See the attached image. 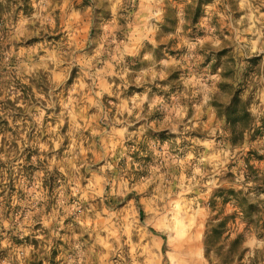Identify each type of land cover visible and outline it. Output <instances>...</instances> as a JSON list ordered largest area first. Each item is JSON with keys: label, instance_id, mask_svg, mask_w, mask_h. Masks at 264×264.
<instances>
[{"label": "clouds", "instance_id": "obj_1", "mask_svg": "<svg viewBox=\"0 0 264 264\" xmlns=\"http://www.w3.org/2000/svg\"><path fill=\"white\" fill-rule=\"evenodd\" d=\"M257 153L264 0H0V264H264Z\"/></svg>", "mask_w": 264, "mask_h": 264}, {"label": "trees", "instance_id": "obj_2", "mask_svg": "<svg viewBox=\"0 0 264 264\" xmlns=\"http://www.w3.org/2000/svg\"><path fill=\"white\" fill-rule=\"evenodd\" d=\"M241 120L244 121V127H248L249 121L247 120L246 115H242ZM5 122V121H4ZM6 124V122H5ZM251 169V167H250ZM253 172L256 170L251 169ZM229 193L234 196V197H242L243 193H239L234 190H228ZM212 206H213V211H214V216L213 219H220L221 220L220 224H209V229L210 231L214 234V239H211L209 241V245L212 248H215L217 253L221 256L222 259H225L228 261V264H231V261L229 259V254L232 253L234 254L236 251V242L235 241H230V237L226 235V233H229L231 231L232 224L234 223L232 219V214L231 215H226L224 213V209H218L217 208V201L212 200L211 201ZM227 204V202H220V205L223 207ZM249 207H255V205H250ZM264 219V217H262ZM229 243H231V246L228 247Z\"/></svg>", "mask_w": 264, "mask_h": 264}, {"label": "rangeland", "instance_id": "obj_3", "mask_svg": "<svg viewBox=\"0 0 264 264\" xmlns=\"http://www.w3.org/2000/svg\"><path fill=\"white\" fill-rule=\"evenodd\" d=\"M18 2H21V3H23V4H27V0H18ZM174 43V41H162L161 42V46H165V45H170V44H173ZM175 50H177V49H173V51H175ZM6 122V121H5ZM5 122H3V123H5ZM6 124H7V122H6ZM9 131H12V129L9 127V129H8ZM257 156L259 157V159L261 160V165H260V167H264V156H259V153H257ZM29 161H30V157H29ZM41 163H43V162H41ZM249 163V167H251V169H254V170H256V166L255 165H253V163L251 162V161H249L248 162ZM26 164H27V166L29 167V168H34L35 167V165H32V164H30L28 161H26ZM52 179H54V178H46L45 180H44V184H45V186H47L48 184H49V181L50 180H52ZM4 186L3 185H0V188H3ZM8 188L12 191V192H15L16 191V188H15V186L11 183V181L9 182V185H8ZM229 190H234V191H236L235 189H229ZM4 195V191H0V196H3ZM213 200H215V199H213ZM112 203H117L116 201H113ZM217 208L218 209H221V208H223L224 209V213L226 214V215H231L232 213H231V211H230V209L228 208V204H226L225 206H221L220 205V202H218L217 201ZM11 211V210H10ZM141 218H143V216H144V213L142 212L141 214ZM231 229H232V227H231ZM35 264H44V260L43 259H40V260H37L36 262H35Z\"/></svg>", "mask_w": 264, "mask_h": 264}]
</instances>
